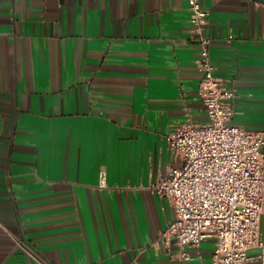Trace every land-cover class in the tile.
Instances as JSON below:
<instances>
[{
    "label": "crops",
    "instance_id": "0c3cea01",
    "mask_svg": "<svg viewBox=\"0 0 264 264\" xmlns=\"http://www.w3.org/2000/svg\"><path fill=\"white\" fill-rule=\"evenodd\" d=\"M199 3L230 123L264 131V2ZM191 29L187 0H0V264H213L209 237L159 240L150 186L172 123L207 121Z\"/></svg>",
    "mask_w": 264,
    "mask_h": 264
},
{
    "label": "built area",
    "instance_id": "2783aa9c",
    "mask_svg": "<svg viewBox=\"0 0 264 264\" xmlns=\"http://www.w3.org/2000/svg\"><path fill=\"white\" fill-rule=\"evenodd\" d=\"M187 2L189 39L199 45L198 96L207 121H175L165 136L176 165L150 184L173 209L159 240L198 247L209 237L213 264H247V251L264 247V131L230 123L235 91L214 74L205 32L209 11L199 0ZM99 186H105L102 174Z\"/></svg>",
    "mask_w": 264,
    "mask_h": 264
},
{
    "label": "water",
    "instance_id": "95a60500",
    "mask_svg": "<svg viewBox=\"0 0 264 264\" xmlns=\"http://www.w3.org/2000/svg\"><path fill=\"white\" fill-rule=\"evenodd\" d=\"M259 1L264 2V0H259Z\"/></svg>",
    "mask_w": 264,
    "mask_h": 264
}]
</instances>
